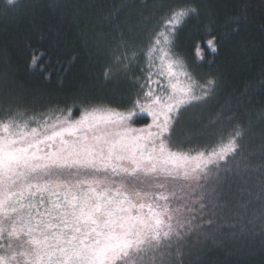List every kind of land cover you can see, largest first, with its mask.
Masks as SVG:
<instances>
[{"label": "snow or ice", "instance_id": "1", "mask_svg": "<svg viewBox=\"0 0 264 264\" xmlns=\"http://www.w3.org/2000/svg\"><path fill=\"white\" fill-rule=\"evenodd\" d=\"M140 2L130 34L163 6ZM135 7L121 0L107 19ZM197 14L169 7L145 47L114 58L105 79L123 75L136 89L124 110L89 103L73 118L72 108L0 104V264H205L210 245L264 238V145L256 159L240 126L200 148L175 139L182 115L216 84L197 82L175 50ZM134 117L151 122L135 127Z\"/></svg>", "mask_w": 264, "mask_h": 264}, {"label": "trees", "instance_id": "2", "mask_svg": "<svg viewBox=\"0 0 264 264\" xmlns=\"http://www.w3.org/2000/svg\"><path fill=\"white\" fill-rule=\"evenodd\" d=\"M131 2L135 8L112 20L109 12L121 0H23L14 11L0 0V104L19 105L30 114L72 108L73 118L89 103L124 110L136 89L123 75L106 80L105 70L116 71L117 55L145 47L148 32L169 7L188 3L198 14L180 27L176 53L197 82L216 84L206 102L182 115L175 139L185 140V148H200L240 126L246 149L256 151L259 159L264 145V119L258 115L264 112V0H159L163 6L154 16L145 11L147 26L130 34L142 8L140 0ZM133 74L141 75L139 66ZM150 122V117L132 121L135 127ZM203 259L205 264H264V238L210 245Z\"/></svg>", "mask_w": 264, "mask_h": 264}]
</instances>
